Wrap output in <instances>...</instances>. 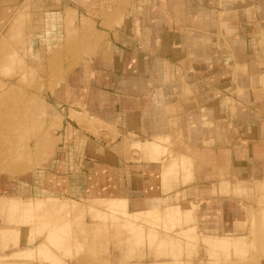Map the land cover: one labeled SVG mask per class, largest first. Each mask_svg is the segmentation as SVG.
Listing matches in <instances>:
<instances>
[{"label": "rangeland", "instance_id": "obj_1", "mask_svg": "<svg viewBox=\"0 0 264 264\" xmlns=\"http://www.w3.org/2000/svg\"><path fill=\"white\" fill-rule=\"evenodd\" d=\"M148 4L145 0H0V264H264V190L258 185H234L228 168L227 173L222 169L213 175L220 180L214 183L220 196H230L234 208L240 205L239 218L246 220L235 231L205 230L196 217L199 203L184 189L197 180L211 178L210 182L212 176L187 181L183 173L189 170V159L193 175L198 168L206 170L207 156L193 154L190 147L187 152L181 136L134 141L138 137L121 131L119 121L112 126L95 121L92 113L71 109L76 90L84 95L90 79L100 77L86 71V65L102 69L103 77L108 71L126 72L94 65L93 59L97 47L111 41L103 30L112 26L139 31L140 19L135 16ZM72 119L78 128L76 137L81 133L115 150L118 142L128 141L116 150L126 155L124 164H132L133 159L159 160L164 185L172 193L147 199L145 204L136 202L135 207L128 197L112 192L70 195L61 176L66 171L54 170L53 160L67 152L65 139L70 138L67 144L74 149L72 127H65ZM87 136L82 138L89 140ZM179 154L185 155L181 159ZM223 180L230 182L231 189L241 186L243 194L223 193ZM225 233L244 239L214 244L209 236L208 241L209 234Z\"/></svg>", "mask_w": 264, "mask_h": 264}, {"label": "crops", "instance_id": "obj_2", "mask_svg": "<svg viewBox=\"0 0 264 264\" xmlns=\"http://www.w3.org/2000/svg\"><path fill=\"white\" fill-rule=\"evenodd\" d=\"M145 1L149 8L135 16L140 19L139 31L104 29L111 41L102 42L93 59L94 65L126 72L108 71L103 77L102 69L86 65V71L100 77L90 79L84 95L76 90L71 109L92 113L95 121H119L121 131L138 137L134 141L181 136L187 152L190 147L193 154L210 161L206 170L198 168L194 175L190 159L189 170L186 174L182 170L183 180L213 179L191 182L184 189L199 203V227L219 234L235 231L246 216L239 218L240 205L234 208L230 196H220L214 186L220 180L213 175L228 168L234 185L254 183L264 190V0ZM111 35L120 41L114 42ZM182 68L186 71L178 75ZM72 121L65 127H72L74 149L67 144L68 137L67 152L53 160L54 170L66 171L61 176L70 195L112 192L134 205L172 193L164 185L159 160L133 159L124 164L126 155L116 150L128 141L118 142L116 150L106 148L87 135L76 137L78 128ZM86 136L89 140L82 138ZM229 183L221 181L223 193L243 194L241 186L231 189Z\"/></svg>", "mask_w": 264, "mask_h": 264}, {"label": "bare ground", "instance_id": "obj_3", "mask_svg": "<svg viewBox=\"0 0 264 264\" xmlns=\"http://www.w3.org/2000/svg\"><path fill=\"white\" fill-rule=\"evenodd\" d=\"M187 157V156H186ZM187 160V158L185 159V161ZM184 161V162H185ZM183 162V163H184ZM169 163H170V161H169ZM174 163V162H173ZM185 164V163H184ZM183 169V168H182ZM1 202V201H0ZM2 203V202H1ZM1 205V204H0ZM3 206V204L1 205V207ZM179 207V206H178ZM178 207H177V210H179L178 209ZM170 212H172V211H170ZM176 212V213H175ZM177 214V211L175 210V211H173V213H172V215L173 214ZM264 216V214L262 215V217ZM264 218V217H263ZM264 220V219H263ZM6 227H8V226H6ZM13 228V227H12ZM15 228H17V227H15ZM1 229H2V227H1ZM4 229V228H3ZM12 231V230H11ZM13 231H14V229H13ZM262 232H264V231H262ZM1 234V233H0ZM7 234V233H6ZM212 237L211 239H213V243L214 244H216V243H221V242H225V241H230V240H235V241H242L243 239H244V237H243V239H242V235H238V236H234L233 238H231V235L229 234V233H225V234H223L222 236H217L216 234H209V235H207V237H208V241L210 242V237ZM262 238V241H264V235L261 237ZM212 243V244H213ZM235 243V242H234ZM217 244V245H218ZM3 247V246H2ZM18 250V249H17Z\"/></svg>", "mask_w": 264, "mask_h": 264}]
</instances>
